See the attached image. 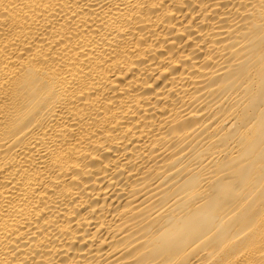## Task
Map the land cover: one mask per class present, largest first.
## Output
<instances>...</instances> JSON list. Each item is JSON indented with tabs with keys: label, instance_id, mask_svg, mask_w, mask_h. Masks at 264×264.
<instances>
[{
	"label": "bare ground",
	"instance_id": "1",
	"mask_svg": "<svg viewBox=\"0 0 264 264\" xmlns=\"http://www.w3.org/2000/svg\"><path fill=\"white\" fill-rule=\"evenodd\" d=\"M0 264H264V0H0Z\"/></svg>",
	"mask_w": 264,
	"mask_h": 264
}]
</instances>
